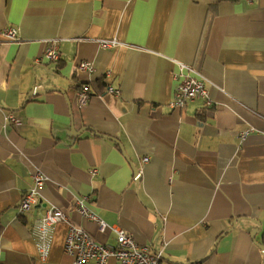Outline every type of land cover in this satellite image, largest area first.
I'll list each match as a JSON object with an SVG mask.
<instances>
[{
  "label": "crops",
  "instance_id": "crops-1",
  "mask_svg": "<svg viewBox=\"0 0 264 264\" xmlns=\"http://www.w3.org/2000/svg\"><path fill=\"white\" fill-rule=\"evenodd\" d=\"M8 26L17 41L2 35ZM112 38L120 44L100 47ZM51 39L61 59L37 62ZM182 63L213 105H172ZM37 171L39 202L20 214ZM83 195L108 225L162 251V264H264L251 236L264 228V0H0V264H74L70 222L116 244L114 228L76 211ZM52 206L70 221L43 261L33 227Z\"/></svg>",
  "mask_w": 264,
  "mask_h": 264
},
{
  "label": "built area",
  "instance_id": "built-area-1",
  "mask_svg": "<svg viewBox=\"0 0 264 264\" xmlns=\"http://www.w3.org/2000/svg\"><path fill=\"white\" fill-rule=\"evenodd\" d=\"M2 35L10 41H17L18 28L8 26L1 31ZM98 43L102 48H114L120 44L118 39H99ZM44 57L47 61L58 62L61 59V51L59 49L58 40L51 39L44 51L43 56L37 58L40 62ZM81 70L93 71V63L90 61H82L79 66ZM181 81L178 84L173 100L174 107H183L187 101L203 99L207 106L213 105L210 98L209 87L207 86L202 75H193V68L186 65H180ZM107 93L119 95V89L112 86L107 87ZM92 95L91 87L88 84L82 85L78 92V106L86 105ZM6 121L12 122L19 126L22 120L14 116L11 112L6 116ZM253 130H246L241 133V138L246 139ZM149 161V157H144L143 162ZM142 171L136 170L133 176L135 181L141 177ZM47 181L46 175L37 171L33 177V184L24 193L19 205V213L24 214L39 202L41 191ZM88 196H78L75 200V209L84 218L94 221L100 231L113 229L116 233V244L109 245L100 242L90 234L83 226L72 223L68 215L61 209L52 206L47 210L46 214L36 219L33 227V237L36 242L39 257L45 261L48 259L56 226L62 221L69 223V230L64 244V251L74 258V264H89L93 261L95 264H107L111 258L117 259L120 264H162V251L155 250L150 245H142L138 243L133 235L126 231L123 227H111L104 221L90 206ZM195 264V263H186Z\"/></svg>",
  "mask_w": 264,
  "mask_h": 264
},
{
  "label": "water",
  "instance_id": "water-1",
  "mask_svg": "<svg viewBox=\"0 0 264 264\" xmlns=\"http://www.w3.org/2000/svg\"><path fill=\"white\" fill-rule=\"evenodd\" d=\"M57 90H60V89H57ZM60 91H62V90H60ZM33 93H34V91H31L27 95L24 104L27 103L30 100V98H31ZM10 110H15V109L14 108H10ZM257 224H258V228H256L253 231H251V236L257 242V244L261 247V249L264 250V228H263V226H262L260 221H257ZM258 235H261V239L260 240L257 239Z\"/></svg>",
  "mask_w": 264,
  "mask_h": 264
},
{
  "label": "trees",
  "instance_id": "trees-1",
  "mask_svg": "<svg viewBox=\"0 0 264 264\" xmlns=\"http://www.w3.org/2000/svg\"><path fill=\"white\" fill-rule=\"evenodd\" d=\"M33 184V183H32Z\"/></svg>",
  "mask_w": 264,
  "mask_h": 264
}]
</instances>
